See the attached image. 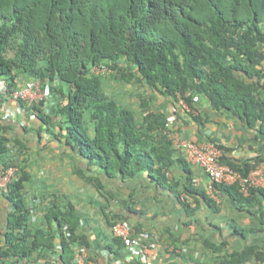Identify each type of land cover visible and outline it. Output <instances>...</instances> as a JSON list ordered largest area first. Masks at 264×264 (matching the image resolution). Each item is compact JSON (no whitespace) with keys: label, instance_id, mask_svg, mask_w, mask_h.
I'll return each instance as SVG.
<instances>
[{"label":"trees","instance_id":"trees-1","mask_svg":"<svg viewBox=\"0 0 264 264\" xmlns=\"http://www.w3.org/2000/svg\"><path fill=\"white\" fill-rule=\"evenodd\" d=\"M95 65L144 83L173 105L179 94L192 108L194 95L202 94L212 108L264 135V0H0V76L9 87L19 78L56 81L47 111L21 100L19 106L39 121L31 129L63 148L77 176L102 193L109 181L145 173L174 192L187 212L193 207L183 193L214 206L173 146L166 111L142 98L136 112L105 90L104 77L91 70ZM11 131L0 121V165L15 159L8 143L21 155L17 177L1 191L10 209L0 220V264H26L34 254L43 264H73L72 244H90L79 230L82 213L68 197L49 192L42 217L31 220L27 145ZM263 158L237 162L223 152L220 160L246 175ZM176 167L184 171L182 179ZM214 187L238 202L264 194L260 187L247 196L235 184ZM105 217L107 225L126 219L119 213ZM106 247L118 253L121 242L112 238ZM248 251L231 252L217 264H242Z\"/></svg>","mask_w":264,"mask_h":264},{"label":"crops","instance_id":"crops-1","mask_svg":"<svg viewBox=\"0 0 264 264\" xmlns=\"http://www.w3.org/2000/svg\"><path fill=\"white\" fill-rule=\"evenodd\" d=\"M161 100L160 108L166 111L168 118H173L172 130L181 137L195 141L211 139L224 147L227 157L237 162L264 157V135L248 128L231 112L212 108L204 95H194L190 110L176 111L169 99L162 97ZM6 106L17 110V114L12 119H3L0 107V121L10 124L11 132L27 145L23 154L28 160L26 169L33 175L26 185V191L29 188L27 201H40L42 206L49 192L58 193L60 200L71 199L82 213L79 230L90 242L87 248L93 262L106 264L101 250L113 237L105 214L113 213L126 216L132 225L140 224L141 229L135 231L148 233V240L158 239L160 247L152 264H217L222 256L246 247L248 256L242 264H261L264 260V194L257 192L250 201L238 202L227 192L214 188L216 198H213L207 192L206 172L186 158L194 185L206 192L214 206L198 196L193 210L187 212L174 192L156 186L145 173L126 181H109L100 193L76 175L72 161L61 153L63 148L56 141L46 132L37 134L31 129L39 124L34 116L19 112L14 103L7 102ZM177 153L182 155L180 150ZM30 154L36 155V166L29 161ZM52 156L58 161L50 164ZM174 174L181 179L185 175L178 167ZM1 191L0 220L4 223L10 203ZM2 238L0 235V240ZM117 252L125 264H144L138 248ZM36 257L34 254L26 264H39Z\"/></svg>","mask_w":264,"mask_h":264},{"label":"built area","instance_id":"built-area-1","mask_svg":"<svg viewBox=\"0 0 264 264\" xmlns=\"http://www.w3.org/2000/svg\"><path fill=\"white\" fill-rule=\"evenodd\" d=\"M92 72L99 73L105 71L104 65H95L91 68ZM8 80L4 76H0V107L2 108V118L12 119L17 114V110L6 106L7 102L17 105L19 112H24L19 106V101L26 104L37 103L45 111L48 110L50 104L54 103V98L51 94V86L56 84V81L50 82L48 79L43 82L38 79H28L21 81L16 80L15 87L8 86ZM65 101L64 99H62ZM175 110H190L187 103L180 95H177ZM34 116V115H30ZM173 118H168L166 123L168 127V134L172 140L173 146L182 152V155L187 160L193 161L198 164L208 175L209 183L207 185V192L213 198H216L214 193V183L219 184H235L238 190L247 196L251 188H264V158L258 162L250 165L246 175L241 174L238 170L232 168L227 163L222 162L220 157L223 155V148L213 140L195 141L189 138L181 137L172 130ZM11 152L14 154L13 161H9L6 166L0 165V190L7 186L14 178L17 177V158L20 154L17 153V147L8 143ZM51 197L47 196L45 202ZM182 199L194 205L192 197L183 193ZM44 203V202H43ZM41 202L33 201L31 206V220L35 221L42 217L43 210L40 205ZM110 234L113 238H118L121 242L119 250L123 251L133 250L138 248L140 250L144 264H152L153 259L158 255L160 243L157 238L148 240L149 234L146 232L138 233L135 231L133 225L126 219H117L110 225ZM102 254L106 257V264H125L119 253L105 247L101 250ZM72 262L73 264H97L89 256L88 248L86 245L74 242L72 244ZM39 264H43L42 259L38 260ZM264 264V260L260 261Z\"/></svg>","mask_w":264,"mask_h":264},{"label":"rangeland","instance_id":"rangeland-1","mask_svg":"<svg viewBox=\"0 0 264 264\" xmlns=\"http://www.w3.org/2000/svg\"><path fill=\"white\" fill-rule=\"evenodd\" d=\"M100 73L104 77L103 87L105 90L116 95L122 102L129 104L136 112L140 110L139 102L142 98L147 99L148 104L153 108H158L163 105L161 104L163 96L155 94V92L150 90L144 83L135 81L133 78L129 80L124 78V80H121V78L117 74L115 75L108 67H105V71ZM35 156V154H30L29 157L32 158L29 161L36 166L37 159ZM49 161H53L50 163L53 164L58 160H56V157L52 156V158H49ZM59 166L61 165L59 164ZM28 191L29 188L27 189V193Z\"/></svg>","mask_w":264,"mask_h":264}]
</instances>
